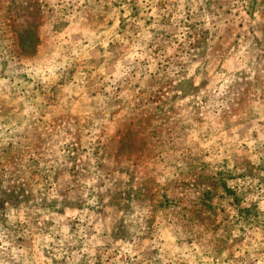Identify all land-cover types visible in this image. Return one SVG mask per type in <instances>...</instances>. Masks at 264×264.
Here are the masks:
<instances>
[{
	"label": "clouds",
	"instance_id": "1",
	"mask_svg": "<svg viewBox=\"0 0 264 264\" xmlns=\"http://www.w3.org/2000/svg\"><path fill=\"white\" fill-rule=\"evenodd\" d=\"M0 264H264V0H0Z\"/></svg>",
	"mask_w": 264,
	"mask_h": 264
}]
</instances>
